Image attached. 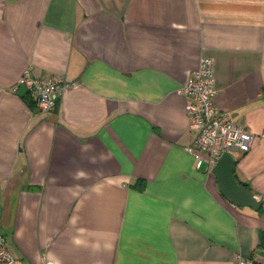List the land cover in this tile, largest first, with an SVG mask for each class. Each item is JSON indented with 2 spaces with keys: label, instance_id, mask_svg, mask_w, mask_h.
I'll use <instances>...</instances> for the list:
<instances>
[{
  "label": "crops",
  "instance_id": "0c3cea01",
  "mask_svg": "<svg viewBox=\"0 0 264 264\" xmlns=\"http://www.w3.org/2000/svg\"><path fill=\"white\" fill-rule=\"evenodd\" d=\"M213 63L238 207L187 151L179 88ZM77 88L40 112L25 68ZM0 233L22 264H264V0H0Z\"/></svg>",
  "mask_w": 264,
  "mask_h": 264
},
{
  "label": "built area",
  "instance_id": "2783aa9c",
  "mask_svg": "<svg viewBox=\"0 0 264 264\" xmlns=\"http://www.w3.org/2000/svg\"><path fill=\"white\" fill-rule=\"evenodd\" d=\"M20 86L26 90V95L33 101L40 112L53 110L59 98L67 91L77 88V83L67 82L58 75L39 77L32 73L31 68H25L13 91ZM179 93L185 96V113L188 128L196 133L191 146L187 147L199 168L203 163L213 165L223 153L239 151L247 153L253 146L256 136L246 129L234 124L229 118L219 113L214 97L213 63L208 57L199 58L198 65L187 80L179 88ZM0 264H22L16 258L0 233ZM43 264H52L44 261ZM234 264H257L250 258L236 254Z\"/></svg>",
  "mask_w": 264,
  "mask_h": 264
},
{
  "label": "water",
  "instance_id": "95a60500",
  "mask_svg": "<svg viewBox=\"0 0 264 264\" xmlns=\"http://www.w3.org/2000/svg\"><path fill=\"white\" fill-rule=\"evenodd\" d=\"M25 92V88L20 86L18 93L24 95ZM212 173L217 181L219 192L231 204L238 207H249L253 210L259 208L261 198L255 196L245 186L235 181L231 154H221L212 167Z\"/></svg>",
  "mask_w": 264,
  "mask_h": 264
},
{
  "label": "trees",
  "instance_id": "16d2710c",
  "mask_svg": "<svg viewBox=\"0 0 264 264\" xmlns=\"http://www.w3.org/2000/svg\"><path fill=\"white\" fill-rule=\"evenodd\" d=\"M260 246L264 248V233L262 234V237H261Z\"/></svg>",
  "mask_w": 264,
  "mask_h": 264
}]
</instances>
